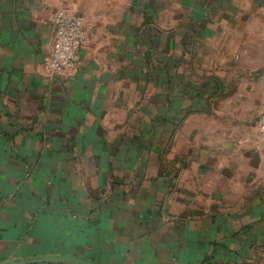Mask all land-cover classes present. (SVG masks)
I'll return each mask as SVG.
<instances>
[{"label": "crops", "instance_id": "1", "mask_svg": "<svg viewBox=\"0 0 264 264\" xmlns=\"http://www.w3.org/2000/svg\"><path fill=\"white\" fill-rule=\"evenodd\" d=\"M65 1L0 0V263L264 264V58L219 122L183 94L136 123L120 56L87 43L73 67L47 69Z\"/></svg>", "mask_w": 264, "mask_h": 264}, {"label": "rangeland", "instance_id": "2", "mask_svg": "<svg viewBox=\"0 0 264 264\" xmlns=\"http://www.w3.org/2000/svg\"><path fill=\"white\" fill-rule=\"evenodd\" d=\"M62 7L95 30L88 46L96 59L123 60L136 123H154L173 97L187 101L183 94L219 122L223 109L237 106V88L263 74L252 59L264 58V0H66ZM112 91L124 94L118 85Z\"/></svg>", "mask_w": 264, "mask_h": 264}, {"label": "built area", "instance_id": "3", "mask_svg": "<svg viewBox=\"0 0 264 264\" xmlns=\"http://www.w3.org/2000/svg\"><path fill=\"white\" fill-rule=\"evenodd\" d=\"M55 29L53 48L47 57V69L61 72L76 64L79 50L88 43L84 19L63 7L53 15ZM261 133L260 146L264 150V112L256 120Z\"/></svg>", "mask_w": 264, "mask_h": 264}, {"label": "water", "instance_id": "4", "mask_svg": "<svg viewBox=\"0 0 264 264\" xmlns=\"http://www.w3.org/2000/svg\"><path fill=\"white\" fill-rule=\"evenodd\" d=\"M50 261H66L77 262L82 264H99L92 258L80 255H45L40 257H33L30 259H10L8 261L1 262L0 264H26L30 262H50Z\"/></svg>", "mask_w": 264, "mask_h": 264}]
</instances>
